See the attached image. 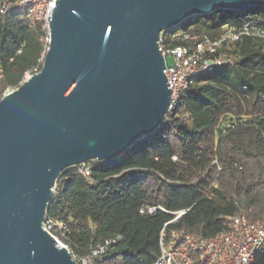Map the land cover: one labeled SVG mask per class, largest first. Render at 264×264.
<instances>
[{
    "label": "trees",
    "instance_id": "16d2710c",
    "mask_svg": "<svg viewBox=\"0 0 264 264\" xmlns=\"http://www.w3.org/2000/svg\"><path fill=\"white\" fill-rule=\"evenodd\" d=\"M244 24L264 29V6L192 16L160 35L174 46L184 44L171 37L177 31L215 38ZM45 34L22 11L0 14L2 88L17 87L38 63ZM223 49L235 61L198 77L157 130L117 158L90 161L89 177L73 166L57 177L45 217L65 226L74 253L87 257L115 239L88 264H151L161 230L211 238L240 209L251 219L264 212V38L243 34ZM251 264H264V250Z\"/></svg>",
    "mask_w": 264,
    "mask_h": 264
},
{
    "label": "water",
    "instance_id": "95a60500",
    "mask_svg": "<svg viewBox=\"0 0 264 264\" xmlns=\"http://www.w3.org/2000/svg\"><path fill=\"white\" fill-rule=\"evenodd\" d=\"M256 5L55 0L50 20L48 7L40 70L0 99V264H78L41 225L61 171L117 158L160 126L171 95L162 31Z\"/></svg>",
    "mask_w": 264,
    "mask_h": 264
},
{
    "label": "built area",
    "instance_id": "2783aa9c",
    "mask_svg": "<svg viewBox=\"0 0 264 264\" xmlns=\"http://www.w3.org/2000/svg\"><path fill=\"white\" fill-rule=\"evenodd\" d=\"M55 0H0V14L22 11L25 19L31 26L40 24L46 32L43 37L45 50L49 41L47 9H49V20ZM246 34L264 38V29L259 30L244 24L241 27L225 25L218 37L211 38L206 35L189 34L177 31L172 38L180 39L184 44L169 46L163 42L159 35V49L165 58L164 74L168 88H171L170 106L168 113L178 101L180 95L189 92L196 84L201 75L215 66L221 64H232L237 56L223 49L224 44L236 40L239 36ZM45 52V51H44ZM44 53L38 63L27 70L18 85L40 70ZM4 75V68L0 61V81ZM13 88L0 85V99ZM226 123L224 128L231 127ZM92 161V160H90ZM90 161L74 165L83 177H89L92 169ZM218 170L220 168L218 167ZM54 189V186H53ZM156 207H149L152 212ZM182 212H178V217ZM175 217V219H176ZM229 228L219 234L205 238L199 235L183 231H172L165 235L164 230L159 233L160 251L151 264H251L254 257L264 250V212L251 219L245 210H238L226 217ZM174 221V219H173ZM42 228L65 248L78 264H88V260L102 255L107 246L115 242V239L105 240L102 244L93 248L87 257H79L65 240L66 228L52 218L42 221Z\"/></svg>",
    "mask_w": 264,
    "mask_h": 264
},
{
    "label": "rangeland",
    "instance_id": "374dc122",
    "mask_svg": "<svg viewBox=\"0 0 264 264\" xmlns=\"http://www.w3.org/2000/svg\"><path fill=\"white\" fill-rule=\"evenodd\" d=\"M163 32V31H162Z\"/></svg>",
    "mask_w": 264,
    "mask_h": 264
}]
</instances>
